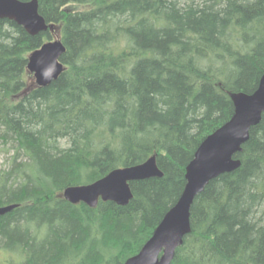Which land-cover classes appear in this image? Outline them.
I'll return each mask as SVG.
<instances>
[{
    "label": "trees",
    "instance_id": "obj_1",
    "mask_svg": "<svg viewBox=\"0 0 264 264\" xmlns=\"http://www.w3.org/2000/svg\"><path fill=\"white\" fill-rule=\"evenodd\" d=\"M29 1V0H22ZM57 29L30 35L0 18V264H124L186 184L205 137L230 120L233 94L264 74V0H38ZM59 35L64 70L47 86L28 56ZM156 155L161 177L131 182L125 205L63 197ZM191 206L171 264H264V113Z\"/></svg>",
    "mask_w": 264,
    "mask_h": 264
},
{
    "label": "water",
    "instance_id": "obj_2",
    "mask_svg": "<svg viewBox=\"0 0 264 264\" xmlns=\"http://www.w3.org/2000/svg\"><path fill=\"white\" fill-rule=\"evenodd\" d=\"M0 18L16 22L30 35L52 29L39 13L38 0H0ZM65 50L62 41L55 40L45 43L29 55L28 69L34 73L40 86H47L59 77L63 70L59 59ZM232 99L235 106L233 116L200 143L194 158L187 165L186 184L181 196L140 251L124 264H171L177 248L191 231V206L195 197L212 179L240 165V160L234 157L264 113V74L256 90L252 93H235ZM161 176L163 171L158 166L156 156L152 155L142 163L113 169L94 182L69 186L63 194L72 203L82 201L90 207H95L100 198L125 206L133 198L131 182ZM15 206L0 207V216Z\"/></svg>",
    "mask_w": 264,
    "mask_h": 264
},
{
    "label": "rangeland",
    "instance_id": "obj_3",
    "mask_svg": "<svg viewBox=\"0 0 264 264\" xmlns=\"http://www.w3.org/2000/svg\"><path fill=\"white\" fill-rule=\"evenodd\" d=\"M11 154L9 147L0 142V169L8 166ZM5 255L6 253L0 250V259Z\"/></svg>",
    "mask_w": 264,
    "mask_h": 264
},
{
    "label": "bare ground",
    "instance_id": "obj_4",
    "mask_svg": "<svg viewBox=\"0 0 264 264\" xmlns=\"http://www.w3.org/2000/svg\"><path fill=\"white\" fill-rule=\"evenodd\" d=\"M258 85H259V83H258ZM257 87H258V86H257ZM256 89H257V88H256ZM256 89H255V90H256ZM206 137H207V136H206ZM206 137H205V138H206ZM10 205H12V204H10ZM4 206H9V205H4ZM4 206H0V207H4Z\"/></svg>",
    "mask_w": 264,
    "mask_h": 264
}]
</instances>
